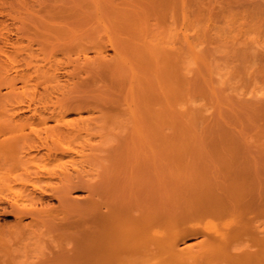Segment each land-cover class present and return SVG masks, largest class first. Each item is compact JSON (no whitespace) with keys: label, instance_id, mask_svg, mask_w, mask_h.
Listing matches in <instances>:
<instances>
[{"label":"bare ground","instance_id":"bare-ground-1","mask_svg":"<svg viewBox=\"0 0 264 264\" xmlns=\"http://www.w3.org/2000/svg\"><path fill=\"white\" fill-rule=\"evenodd\" d=\"M180 2L177 10V0H93L96 21L116 28L132 51L128 92H142V100H138L143 105L128 109L139 139L149 126L153 141L146 144L150 146L157 144L163 117L170 124L176 122L172 113L185 95L171 96L163 91L187 85L179 75V52L191 51L192 39L187 32L185 0ZM13 5L1 2L0 14L4 6ZM177 11L182 18L179 29ZM159 28L168 33L179 30L180 44L164 39L162 46L154 43L152 37ZM3 30L0 56H7V47H13L14 42L9 39V30ZM108 42L120 57L118 49ZM97 54L102 55V51L98 49ZM20 61L30 65V60ZM57 71L59 68L44 70L34 78L28 71H15L7 83L10 90L0 99L9 100L17 89L15 81L22 87L31 81L58 85L64 76ZM151 81L161 97L152 93ZM35 98L33 93L25 108L14 111L11 121L0 125V220H13L0 224V264H264V163L258 167L254 160H240L231 153L234 145L230 144L231 148L226 143L221 147L230 153L220 157V167L177 176L167 205L163 206L155 194L137 193L132 187L108 198L101 191L95 194L88 189L86 205L81 200L84 207H79L80 199L72 192L87 186L80 182L81 176H90L93 170L87 161L89 144L74 147L69 138L77 139L88 127L83 122H63L65 111L31 108ZM22 109L34 118L49 111L48 118L56 125L48 127L43 119L37 124H13L21 118ZM153 177L161 179L157 172ZM200 218L211 219L209 225L197 224ZM44 226L50 227V235L54 233L48 252L27 254L22 246L24 253L20 254L13 249L36 231L40 234ZM191 239L200 241L186 245Z\"/></svg>","mask_w":264,"mask_h":264},{"label":"rangeland","instance_id":"rangeland-1","mask_svg":"<svg viewBox=\"0 0 264 264\" xmlns=\"http://www.w3.org/2000/svg\"><path fill=\"white\" fill-rule=\"evenodd\" d=\"M5 1L14 5L4 6L0 32H5L4 27L9 30L14 45L7 47V56H0V96L10 90L7 83L15 71H28L34 78L44 70L59 68L57 74L64 77L58 80V85L44 84L47 89L36 82L22 87L15 81L17 89L10 93L9 100L0 99V125L8 124L14 111L25 108L33 93L36 101L31 108L62 110L63 122L87 125L88 130L82 131L77 139L69 138L74 147L84 143L89 144L88 149L92 147L86 153L93 174L81 176L80 182L87 186L72 192L80 199L79 207L86 205L88 189L95 194L101 191L108 198L132 187L137 193L155 194L163 206L167 205L177 176L184 178L220 167V157L228 152L222 149L226 143L231 148L234 145L231 153L240 160H254L258 167L264 163V0H185L192 49L179 52L178 70L187 85L163 90L173 96L181 92L185 95H181L182 103L174 107L172 118L176 122L170 124L163 117L155 146L146 144L153 141L148 125L143 139H139L128 109L143 105L138 100H142V92H128L132 51L116 28L96 21L93 0H0V3ZM180 5L177 0V10ZM181 22L177 11V28ZM175 32L159 28L153 42L162 46L164 39L180 44L181 32ZM108 40L118 49L120 57L114 54ZM98 49L102 55L97 54ZM22 59L30 60V65L26 66ZM151 86L152 93L161 97L154 81ZM49 111L34 118L22 109L21 118L13 124H37L38 119H43L48 127L54 126L56 121L48 118ZM154 172L161 179L156 180ZM51 204L57 206L58 202ZM196 220H201L197 222L199 225H209L211 219ZM12 222L0 220V224ZM41 229V238L36 231L37 236H29L13 249L20 254L48 252L54 233L50 235L48 226ZM198 241L191 239L186 245Z\"/></svg>","mask_w":264,"mask_h":264}]
</instances>
